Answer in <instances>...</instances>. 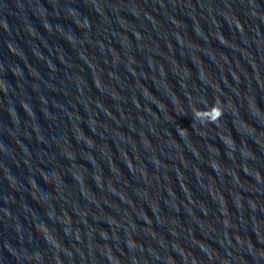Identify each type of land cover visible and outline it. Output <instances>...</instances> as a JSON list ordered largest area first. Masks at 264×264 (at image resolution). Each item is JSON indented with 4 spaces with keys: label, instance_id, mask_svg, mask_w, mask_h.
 <instances>
[{
    "label": "clouds",
    "instance_id": "obj_1",
    "mask_svg": "<svg viewBox=\"0 0 264 264\" xmlns=\"http://www.w3.org/2000/svg\"><path fill=\"white\" fill-rule=\"evenodd\" d=\"M223 116V109L221 102L217 100L210 107L205 110L194 109V120L199 121L201 124L216 123Z\"/></svg>",
    "mask_w": 264,
    "mask_h": 264
}]
</instances>
